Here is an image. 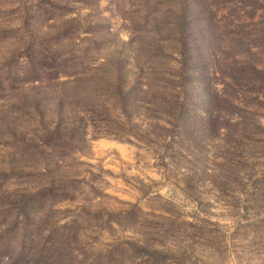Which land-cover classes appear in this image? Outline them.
<instances>
[{
	"label": "rangeland",
	"instance_id": "rangeland-1",
	"mask_svg": "<svg viewBox=\"0 0 264 264\" xmlns=\"http://www.w3.org/2000/svg\"><path fill=\"white\" fill-rule=\"evenodd\" d=\"M0 264H264V0H0Z\"/></svg>",
	"mask_w": 264,
	"mask_h": 264
},
{
	"label": "trees",
	"instance_id": "trees-1",
	"mask_svg": "<svg viewBox=\"0 0 264 264\" xmlns=\"http://www.w3.org/2000/svg\"><path fill=\"white\" fill-rule=\"evenodd\" d=\"M23 207H25V205H23ZM23 207H22V208H23Z\"/></svg>",
	"mask_w": 264,
	"mask_h": 264
}]
</instances>
